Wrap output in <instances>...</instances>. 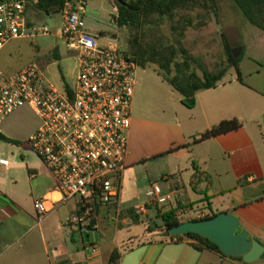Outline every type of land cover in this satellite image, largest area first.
I'll return each instance as SVG.
<instances>
[{"label": "crops", "instance_id": "crops-1", "mask_svg": "<svg viewBox=\"0 0 264 264\" xmlns=\"http://www.w3.org/2000/svg\"><path fill=\"white\" fill-rule=\"evenodd\" d=\"M50 14L35 13L30 5L27 9L30 24H35L31 20L35 17L53 31L52 36L38 40H50L56 59L60 23ZM256 41L248 57H242V50L240 77L234 69L216 88L198 92L193 109L183 104L180 93L156 71L144 70L137 77L125 174L145 170V192L157 184L168 198L163 207H149V212L140 216L153 212L151 218L162 227L163 214L174 211L181 216L192 206L205 210L207 216L230 212L240 220L241 230L264 246V37ZM70 60L75 61L72 52ZM77 71L75 65L74 83ZM69 87L65 80L59 89ZM141 100L146 104L144 110L139 106ZM233 119L242 123L240 129L195 142L201 134ZM25 154L27 175L17 174L11 163L0 167V264H110L116 250L122 254L118 264H247L209 250L199 252L190 241L170 244L165 231L152 230L150 223L142 236L122 239V228L134 224L130 218L121 220V212L145 204L141 201L145 192L138 194L137 203L129 208H122L120 200L99 209L92 229L99 235L95 242L99 252L92 258L84 240H77L82 233L68 226L77 209L76 199L56 204L44 219H38L35 203L49 197L61 199V195L45 164L31 151ZM135 181L142 182L138 177ZM66 226L72 231L74 246L68 244ZM102 228L113 233L107 246L101 244ZM253 264H264V260Z\"/></svg>", "mask_w": 264, "mask_h": 264}, {"label": "built area", "instance_id": "built-area-1", "mask_svg": "<svg viewBox=\"0 0 264 264\" xmlns=\"http://www.w3.org/2000/svg\"><path fill=\"white\" fill-rule=\"evenodd\" d=\"M31 1L0 0V52L16 40L53 35L50 27L28 22ZM89 1L67 0L59 11L58 38L77 61L73 87L57 88L36 62L14 74L0 69V127L19 110H33L40 126L29 138V146L54 176L61 195V199L49 197L35 203L38 219H44L56 204L76 199L77 209L68 226L79 233L92 231L100 208L121 200L139 68L118 45L103 44L107 38L88 31ZM109 25L116 27L114 20ZM9 165L0 155V167ZM145 196L148 202L135 208L138 215L168 202L157 184ZM87 250L92 258L99 252L95 243Z\"/></svg>", "mask_w": 264, "mask_h": 264}, {"label": "rangeland", "instance_id": "rangeland-1", "mask_svg": "<svg viewBox=\"0 0 264 264\" xmlns=\"http://www.w3.org/2000/svg\"><path fill=\"white\" fill-rule=\"evenodd\" d=\"M29 5L33 12L42 14L37 6L36 0H32ZM88 7L94 11L100 12L99 19L101 23L109 25L113 20L116 23L118 9L115 0H90L88 2ZM115 9H117V11H115ZM196 13L202 16L200 21H203L204 25L196 29L189 28L187 30L184 46L192 56L199 58L205 69L210 72L217 73L220 70L228 69L227 74H234V68L229 69L228 66L225 38H227L233 47L232 54L234 51L242 49L244 50L242 57H248L253 47L256 45V40L259 37H264V32L249 24L238 7L230 0H216L215 9H210L205 13L198 10ZM50 16L55 22H58V24L60 23L61 17L59 14L52 13ZM31 20L39 26L43 23V21L35 17ZM43 20L48 21L47 23L49 24V18L45 17ZM88 31L95 36L101 35L107 38L108 40H103V44H116L124 51L128 52H130L129 41L137 34L135 30L129 28H118L117 26L113 29H109L101 25L96 26L93 24L88 25ZM175 37V34L171 30L170 22L165 21L152 40L158 43H166L173 41ZM259 52L261 53V50ZM57 53L60 55L59 60L55 59L53 56L54 47L49 39L16 40L11 42L5 51L0 54V69L7 73L14 74L28 64L36 62L42 65L48 78L53 81L58 88L63 87L65 80L69 82L70 87H73V76L75 74V65L77 66V61L76 59L75 61L70 60V52L61 41L57 47ZM144 70L154 74L155 67L151 65L147 66L145 69L139 67L137 70V77ZM193 70L200 77L203 76L202 70L197 68ZM65 76L66 79L64 80L63 77ZM139 106L144 110L146 106L145 101L141 100ZM39 126L40 120L37 115L32 109L26 107L9 117L0 127V133H4L9 140H19L18 142L21 143V146L17 147L8 140L0 141V155L10 161L12 169L19 175H27V167L23 165L22 155L25 154L27 150L35 155L29 146V138ZM135 177H138L142 182H136ZM122 184L123 193L120 204L122 208H129L137 203V195L145 192V187L148 184L147 173L145 170H139L137 175L127 172V174L123 176ZM142 196L141 201H143V203L148 202V199L144 195ZM192 207L194 209L192 208L189 212H184L181 215V220L183 222L191 218L199 219L207 216L205 210L201 208L197 209L194 206ZM189 208L191 207L189 206ZM160 213L156 215L160 216ZM151 217H153V212H150L148 217L141 216L139 223L131 227L122 228L120 231L121 238L142 236L145 234L148 223H150V228L152 230H162L161 223ZM64 230L67 234L69 246H74L72 231L68 226H66ZM101 234V244L107 246L109 238L113 233L111 231L106 233L105 229L102 228Z\"/></svg>", "mask_w": 264, "mask_h": 264}, {"label": "trees", "instance_id": "trees-1", "mask_svg": "<svg viewBox=\"0 0 264 264\" xmlns=\"http://www.w3.org/2000/svg\"><path fill=\"white\" fill-rule=\"evenodd\" d=\"M40 10L53 13L60 11L67 0H36ZM128 7L116 3L118 17L116 27L129 28L136 31V36L129 41L127 54L134 57L139 67L146 68L154 66L158 75L182 96V102L189 109L196 106V94L203 90L214 89L225 78L228 69L220 70L217 73L205 69L202 61L190 54L184 46L185 34L189 28H199L204 25L198 10L204 13L216 8V0H148L144 3H133L130 0H121ZM240 10L246 21L255 28L264 32V0H230ZM169 21L175 39L166 43H158L152 39L161 29L162 23ZM115 36V35H114ZM225 47L228 57V66L234 68L240 77L239 63L241 57L235 59L232 54V46L225 38ZM55 57L59 60L56 53ZM202 70L200 77L193 69ZM242 127V123L236 119L223 121L218 126L201 134L195 142H203L214 137L236 131ZM15 146H21L18 141L9 140ZM217 214L205 216L204 218L193 219V221L210 219ZM140 215L135 209H128L121 212L120 219L130 218L133 224L140 222ZM163 221L162 229L168 237L170 244H181L190 241L193 248L199 252L206 250L226 256L223 251L211 240L198 234H187L184 236H172L170 229L182 223L181 216L174 211L167 212L161 216ZM227 257V256H226ZM122 254L114 251L110 264H118ZM244 262L242 257H229Z\"/></svg>", "mask_w": 264, "mask_h": 264}, {"label": "water", "instance_id": "water-1", "mask_svg": "<svg viewBox=\"0 0 264 264\" xmlns=\"http://www.w3.org/2000/svg\"><path fill=\"white\" fill-rule=\"evenodd\" d=\"M121 6L128 5L121 0H115ZM58 13H60L58 11ZM100 12L88 8L87 18L96 26H104L111 29L108 24L101 23L99 20ZM242 49L233 52L235 59L239 58ZM0 141H7V137L0 133ZM240 220L230 212H222L210 219L198 221H187L181 223L177 227L170 229L172 236H184L187 234H198L212 242H214L228 257H242L247 264H253L260 260H264V246L257 240L250 239L249 233L241 230ZM241 230V231H239ZM82 239L87 245L94 244L99 240V235L96 231H85L77 240Z\"/></svg>", "mask_w": 264, "mask_h": 264}, {"label": "flooded vegetation", "instance_id": "flooded-vegetation-1", "mask_svg": "<svg viewBox=\"0 0 264 264\" xmlns=\"http://www.w3.org/2000/svg\"><path fill=\"white\" fill-rule=\"evenodd\" d=\"M40 12L43 14V13H47V12H45V11H42V10H40ZM100 20V19H99ZM87 21L88 22H91V20H89V18H87ZM101 21V20H100ZM103 22V21H102Z\"/></svg>", "mask_w": 264, "mask_h": 264}]
</instances>
